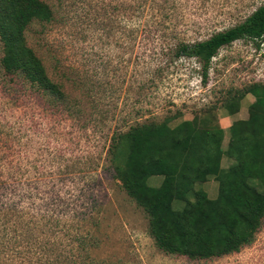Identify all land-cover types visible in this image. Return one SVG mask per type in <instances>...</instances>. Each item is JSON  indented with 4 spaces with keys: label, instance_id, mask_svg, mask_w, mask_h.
Listing matches in <instances>:
<instances>
[{
    "label": "rangeland",
    "instance_id": "obj_1",
    "mask_svg": "<svg viewBox=\"0 0 264 264\" xmlns=\"http://www.w3.org/2000/svg\"><path fill=\"white\" fill-rule=\"evenodd\" d=\"M46 1L56 20L34 22L25 33L66 101L30 84L16 98L0 92L1 258L36 264L37 246L45 244L54 264H264V225L252 244L219 258L192 261L160 250L108 151L115 132L143 122L175 126L207 110L225 129L226 148L233 121L246 119L255 100L248 90L264 85V37L224 46L207 70L172 53L181 41L238 24L264 0ZM238 90L246 94L229 114L225 103ZM231 162L223 155L224 167ZM162 180L155 175L149 183ZM196 188L214 199L219 185L212 176Z\"/></svg>",
    "mask_w": 264,
    "mask_h": 264
},
{
    "label": "trees",
    "instance_id": "obj_2",
    "mask_svg": "<svg viewBox=\"0 0 264 264\" xmlns=\"http://www.w3.org/2000/svg\"><path fill=\"white\" fill-rule=\"evenodd\" d=\"M55 20L54 7L46 0H0L3 95L16 98L24 84H30L55 102L66 101L62 85L50 77L25 33L34 22ZM263 37L264 3L243 21L207 39L177 43L172 58H196L207 70L224 46L238 39ZM10 81L14 84L8 87ZM248 91L255 100L249 105L246 119L233 121L226 148L225 129L209 110L175 126L168 121L143 122L113 134L108 151L115 175L147 213L150 234L165 253L192 261L223 257L252 244L263 227L264 85L254 83ZM237 93L225 103L229 114L238 112L246 94L244 90ZM223 155L232 160L227 167L222 165ZM155 175L163 176L158 186L149 183ZM212 176L219 185L214 199L196 188L197 183ZM179 200L184 203L181 208L175 207ZM2 230L0 224V264H7L1 258V247L5 250L6 246ZM45 246H37L40 260L36 264H54L49 260L52 252ZM79 246L83 248L82 242ZM44 257H48L46 263L41 261ZM81 264L95 263L83 258Z\"/></svg>",
    "mask_w": 264,
    "mask_h": 264
}]
</instances>
